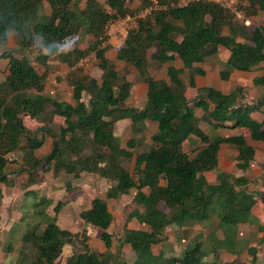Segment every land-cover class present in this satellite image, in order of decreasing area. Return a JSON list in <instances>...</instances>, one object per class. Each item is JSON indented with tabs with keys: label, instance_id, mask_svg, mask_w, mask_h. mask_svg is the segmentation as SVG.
I'll return each mask as SVG.
<instances>
[{
	"label": "trees",
	"instance_id": "1",
	"mask_svg": "<svg viewBox=\"0 0 264 264\" xmlns=\"http://www.w3.org/2000/svg\"><path fill=\"white\" fill-rule=\"evenodd\" d=\"M133 1L105 0L107 11L97 0H86L82 10L77 9L75 0H0V46L14 33L22 51L39 39V47L45 52L35 58L45 65L43 73L26 56L17 58L5 52L0 55L7 61V75L0 81V205L3 187L12 189L15 176H21L23 187L28 188L41 183L39 179L49 172L54 177L64 174L74 178L95 174L110 181V187L105 199H90L88 209L78 217L101 231L105 253L98 254L84 244L83 250L72 251L64 264H127L117 261L110 251L112 234L108 229L113 216L106 200L132 193L136 208L127 215V222L135 219L148 229H132L126 224L119 237L120 246L127 245L134 252L133 264H218L202 262L199 244L186 249L180 258L164 259L161 250L154 253L165 239L169 224L206 218L215 202L220 225L234 227L231 243L239 224H255L259 235L258 242L246 251L248 263L233 260L223 264H259L264 257V251H259L264 247V219L258 222L255 216L250 220V213L255 197L264 206V183L263 189L249 193L245 175L236 178L218 171L221 146L236 151L234 167L244 173L255 161L256 151L241 134L211 138L199 122L211 128H241L251 140L262 143L264 152V122L251 117L252 112L264 108V68L262 75L253 80L262 95L251 103L245 102L242 87L228 94L212 87L195 89V77L204 76L200 65L220 48L227 52L219 72L221 81H227L234 71L247 73L260 66L264 62V24L250 31L237 25L228 9L207 0L191 1L181 7H171L166 0H160L167 6L139 19L138 27L128 32L116 53V60L131 65L146 86L141 109L122 107L130 97L131 83L119 74L98 45L108 22L127 15L126 4ZM242 1L247 3L241 6L247 17L264 13V0ZM79 33L92 36L94 41L86 49L64 51L61 45L65 40ZM91 52L101 71L100 81L78 68ZM51 56L73 70L68 81L73 104L44 95L46 64ZM176 62L181 67L176 68ZM160 68L166 69L169 84L154 78ZM187 88L196 90L194 99L186 97ZM196 110L202 111L201 117L196 116ZM25 117L38 123L33 132L27 130ZM55 117L62 118V123L56 124ZM123 120L129 123L131 133L125 145L132 149L143 141L147 123L156 125L147 151L133 155L122 148L114 129ZM46 136L50 139L49 150L38 158L36 151ZM192 137L200 143L193 157L184 150ZM18 152L21 165L8 170L7 157ZM131 159L134 167L127 171L122 164ZM208 172L216 173L213 183L204 176ZM74 190L67 181L62 194L32 198L21 205L18 224L3 247L8 255L14 251L15 241L20 242L14 264H55L74 236L57 223L62 208L73 200ZM161 203L166 212L159 208ZM85 233L83 230L84 242ZM227 241L225 236L221 242Z\"/></svg>",
	"mask_w": 264,
	"mask_h": 264
},
{
	"label": "rangeland",
	"instance_id": "2",
	"mask_svg": "<svg viewBox=\"0 0 264 264\" xmlns=\"http://www.w3.org/2000/svg\"><path fill=\"white\" fill-rule=\"evenodd\" d=\"M85 1L86 0H75L77 9H84ZM141 1L142 0H135L131 3H127L126 7L129 11L127 15H142L146 17L150 15L152 10L164 9L167 4H169L171 7L178 5L181 6L186 0H166L167 4L160 2V0H146V3H142ZM97 2L107 11H109V9L106 7L105 0H97ZM241 5L247 6V3L242 1ZM243 11L246 14L245 9ZM246 19L250 22V25L247 27V29L250 31H253L257 26L264 24V14L261 12H258L256 15L249 16ZM234 22L237 25H243L242 22L237 18H234ZM106 32L108 34L106 37L109 38V36H111L112 41L116 43L115 45H120L124 41L123 37L126 34V30L118 25V23L109 26ZM93 41L94 40L92 36L79 33L65 40L63 50L68 51L73 48L86 49ZM110 45L106 49L107 58L110 60V62L115 64L119 74L127 78L131 83L130 98L122 104V107H134L136 109H141L145 104L146 99L145 86L142 83L137 71L131 65L117 62L115 59L114 49ZM3 52L10 53L17 58L26 56L31 59L30 64L32 62L35 69L39 73H43L45 70V65L41 64L37 59H35L41 53H45L39 47V39L36 41L34 46L26 51H22L19 45V38L14 33H11L8 42L0 46V55ZM226 57L227 52L220 48L217 54L205 59L202 64V68L205 69L206 74L200 82L214 84L225 93L233 90L235 87L242 86L244 88L243 93L245 99L250 103L256 102L262 95V89L252 86L251 83L254 77L262 74L264 62L260 64L259 69L250 72L249 74L235 72L229 77L227 81H225V83H222L219 80L218 73L223 67V62L225 61ZM46 65L47 76L45 80L44 95L49 96L57 101L73 104L71 87L68 83L73 70L69 69L65 64L60 63L55 56H51ZM96 65L97 62L95 55L93 52H91L87 58L79 63L78 68L85 75L100 81L101 71ZM6 75L7 61L0 58V81H3ZM157 79L158 81L165 83H168L169 81L165 76V70H159ZM258 91L260 93H258ZM194 96L195 89L190 88L186 93V97L188 100H192L194 99ZM196 116L201 117L202 111L196 110ZM251 117L264 122V110L258 109L252 112ZM54 121L56 124H61L63 119L55 117ZM24 124L29 132H33L36 127H38V123L29 117L24 118ZM199 125L200 128L211 138L216 136H233L239 134L245 136V138L248 137L247 133H245L243 129L237 127L211 128V126L204 121H200ZM155 128L156 126H154V124L148 123L147 130L144 132L143 141L138 147L134 149L126 148L125 145L126 141L131 137L130 126L126 120H124V122H117L114 132L116 136L119 137L122 148L128 149V151L134 155L135 153L137 154L147 151L151 143L150 136L154 133ZM192 139L193 140L191 144L189 142L184 144L186 152H188L191 157L195 154L194 150L200 147L199 141L195 138ZM49 147L50 139L46 136L44 138L43 146L36 151L37 157L44 156L48 152ZM255 151L256 159L259 161V153L256 148ZM20 156L21 153L19 152L9 156L10 159H8L7 165L8 170H14L19 167V165H21L22 161ZM234 156L235 153L230 148L223 146L220 152V164L225 168L234 166ZM122 166L125 170L132 171L134 167V160L131 159L124 161ZM221 172L227 173L222 170ZM242 174L243 172H238L236 176L240 177ZM244 175L249 180L247 187L249 193H254L263 189V165L256 164L254 168L250 169L248 173L245 172ZM13 180L16 183V189H8L7 187H3V199L0 205V264H14V260L17 257V249L20 247V242L16 240L13 244L14 251H11L8 253V255L6 251H3V247L7 239L10 237L12 231L18 224V220L16 219H18L20 214L17 200L16 202H12V200L17 199V195L20 194L17 189L22 178L21 176H15ZM39 181H41V184L34 185L33 191L27 192L26 195L22 197L21 194L18 196V199L20 197L19 200L22 201L23 206L31 201L32 198L35 199L41 196H50L60 190H63L67 181H69L72 185L74 184L73 187L78 185L77 187L75 186L76 188L71 195L73 200L62 208L57 221L61 229H68V231L74 236L67 241V244L63 247L62 254L55 261V264H64L65 258L71 252V250L79 252L83 250L84 244L88 245L90 250L95 251L98 254L105 253L104 244L100 240L101 231L89 225L85 226V224L79 219L78 215L82 210L88 209L90 199L94 197L105 199V192L110 187L111 182L102 179L95 174L85 173L78 178H74L64 174L54 177L52 172L45 174L42 179H39ZM39 187L42 188L36 189ZM132 195L133 193L121 196L117 200H106L108 209L113 216L112 224L108 229V232L112 234V246L110 251L113 254L112 256H116L115 259H117V261L126 262L127 264H133L136 260V256L127 245L122 247L120 246V242L118 240L119 237L122 236L124 226L127 224V227L136 229L145 227L144 225L141 226L135 219L127 222V215L136 208L135 204L132 202ZM255 199L256 204L250 213V220H254L255 216H257L259 222L261 219H264V206L261 204L258 197H255ZM159 208L164 212L167 211V208L163 203L159 204ZM218 208V203L215 202L211 209L206 213V218H201L199 220H186L180 224L176 222L169 224L164 232L165 239L159 246L154 248V253L157 254L158 251L161 250L162 257L164 259L180 258L186 249L194 248L197 244H199L200 251L203 253V263L216 262L218 264H223L233 260L236 262L248 263L249 256L246 251L249 247L255 245L259 238V235H257L256 231V225L246 224V226H239L238 231L236 230L238 238H236V244H233L231 242H233L232 229H234V227L229 225H220ZM225 227H231L229 228L231 230V232H229V236L225 230ZM236 228H238V226ZM83 230L86 231L85 242L83 241ZM225 236L228 237V241L223 244V242L220 241ZM259 251L263 252L264 247L260 248ZM258 263L264 264V257L260 258Z\"/></svg>",
	"mask_w": 264,
	"mask_h": 264
},
{
	"label": "crops",
	"instance_id": "3",
	"mask_svg": "<svg viewBox=\"0 0 264 264\" xmlns=\"http://www.w3.org/2000/svg\"><path fill=\"white\" fill-rule=\"evenodd\" d=\"M264 14V13H263ZM115 59H116V54H115ZM118 62V61H117ZM203 64V63H202ZM202 64L200 65V67H201V69L205 72V74H206V71H205V69H203L202 68ZM176 68H179V67H181V64L179 63V62H176V63H174L173 64ZM259 67L260 66H258L257 68H255L254 70H252L251 72H253V71H255V70H257V69H259ZM222 69V68H221ZM220 69V70H221ZM160 70H165V76H166V78L168 79V77H167V75H166V69L165 68H160ZM220 72V71H219ZM235 72H238V71H234L233 73H235ZM232 73V74H233ZM238 73H243L244 74V72H238ZM250 72H247V73H245V74H249ZM263 73V72H262ZM205 74H204V76H205ZM231 74V75H232ZM157 75H158V72L157 73H155L153 76H154V78L156 79V80H158L157 79ZM218 75H219V73H218ZM230 75V76H231ZM262 74H259L258 76H256V77H260ZM204 76H196L195 77V89H199V88H203V87H212V88H214V89H216V90H219V91H221L222 93H224V94H228L229 92H227V93H225V92H223L221 89H219L216 85H214V84H211V83H201L200 81H201V79L204 77ZM256 77H254V79L256 78ZM253 79V80H254ZM169 80V79H168ZM220 80V79H219ZM253 80H252V83H251V85L253 86ZM220 82H222V83H225V81H221L220 80ZM144 84V83H143ZM167 84H169V81H168V83ZM144 86H145V84H144ZM238 87H242V86H238ZM236 88V87H235ZM234 88V89H235ZM243 88V87H242ZM190 88H187V90H186V93L188 92V90H189ZM244 89V88H243ZM232 91V90H231ZM145 92H146V86H145ZM258 93H260L259 91H258ZM195 95H196V90H195ZM195 97V96H194ZM130 98V97H129ZM144 102V101H143ZM245 102H248L246 99H245ZM250 103V102H249ZM261 109H263L264 110V108H261ZM196 112V111H195ZM255 119V118H254ZM127 121V120H126ZM259 121V120H258ZM120 122H124V120L123 121H120ZM148 124V123H147ZM152 124H154V123H152ZM154 126H156L155 124H154ZM200 126V125H199ZM156 129V128H155ZM206 133V132H205ZM233 136H236V135H233ZM221 137H231V136H221ZM192 138H194V137H192ZM193 140V139H192ZM245 141H246V143L248 144V145H250V146H252L254 149L256 148L257 150H258V153H259V161L257 160V159H255V161L253 162V164H252V166L250 167V169H252V168H254L255 167V165L256 164H261V165H263L264 166V152H263V145H262V143H260V142H254L253 140H251V138L248 136V137H246L245 138ZM222 147L223 146H221V148H220V150H219V152H218V171H225V172H227L228 174H230V175H232V176H234V177H236L237 178V176H236V174L238 173V172H242V171H240V170H237L234 166H231V167H228V168H225L223 165H221L220 164V152H221V149H222ZM225 147H227V146H225ZM227 148H229V147H227ZM184 150H185V148H184ZM234 153H235V156H234V158L236 157V155H237V153H236V151L235 150H233V149H231ZM186 151V150H185ZM260 151V152H259ZM195 155V154H194ZM194 155H192V157L194 156ZM37 156V155H36ZM38 158H40V157H38ZM18 168V167H17ZM16 168V169H17ZM250 169L247 171V173L250 171ZM15 170V169H14ZM212 175V176H211ZM204 176H205V178H206V180L209 182V183H213L214 181H215V178H216V173L215 172H208V173H205L204 174ZM242 176H244V172H243V174L240 176V177H242ZM99 177V176H98ZM102 179H104V178H102ZM248 179V178H247ZM106 180V179H105ZM23 183H24V181L23 180H21L20 181V185H19V187H18V189H17V191L21 194V197L22 196H25L26 195V193L27 192H30V191H33V186L34 185H32V186H29L28 188H24L23 186ZM39 184H41V183H39ZM35 185H37V184H35ZM74 185V184H73ZM72 185V186H73ZM41 186V185H40ZM76 187L78 186V185H75ZM74 186V188H76ZM40 188H42V187H39V188H36V189H40ZM13 189H16L15 188V186L13 187ZM62 192H63V190H60V191H58L56 194L57 195H60V194H62ZM19 194V195H20ZM19 195H17V199H15V200H12V202H16V200H17V202H18V208H19V217H18V219H16V218H14V219H16V220H19V218H20V216H21V205H22V201H20L19 199H20V197H19V199H18V196ZM0 209H1V207H0ZM80 214V213H79ZM79 216V215H78ZM219 225V224H218ZM85 226H86V224H85ZM90 226V225H89ZM141 226H143V225H141ZM239 226H246V224H239L238 225V228H236V230L238 231V229H239ZM5 227V226H4ZM3 227V228H4ZM219 227H220V225H219ZM2 228V229H3ZM130 228V227H129ZM1 229V230H2ZM132 229H136V228H132ZM138 229H142V230H148L147 229V227L145 226L144 228H138ZM63 230H66V229H63ZM225 230H226V232L227 233H229V232H231V230L229 229V227H225ZM66 231H68V229L66 230ZM257 231V230H256ZM238 236V234H236V238H238L237 237ZM236 238L234 239V244H236ZM221 240V239H220ZM223 240V239H222ZM221 240V241H222ZM220 241V242H221ZM72 253V250H71V252L67 255V257L70 255ZM66 257V258H67ZM65 258V259H66Z\"/></svg>",
	"mask_w": 264,
	"mask_h": 264
},
{
	"label": "built area",
	"instance_id": "4",
	"mask_svg": "<svg viewBox=\"0 0 264 264\" xmlns=\"http://www.w3.org/2000/svg\"><path fill=\"white\" fill-rule=\"evenodd\" d=\"M191 1H195V0H186V1H184L183 5H181V6H186ZM207 1L216 3L218 5H221L224 8L228 9L229 12L235 18H237L239 21H241L245 27H248L250 25L249 20L246 19L247 18L246 14L241 9L242 3H240V1H238V0H207ZM181 6L178 5V6H173V7H181ZM155 10H159V9H155ZM152 11H154V10H152ZM142 18H144V16H142V15L136 16V15H130L129 14V15H125L123 17H118V18H115V19L109 21L105 27V34H104L103 38L101 39V42L98 45V48L105 50V54L107 57L106 49L112 43L110 46L113 47L114 52L116 54L119 51V49L122 47L124 41L120 45H115L116 43L114 41H112L111 36H109V38L106 37V36H108V34L106 32L108 27L118 23V25H120L122 28H124L126 30L125 35L127 36L129 31L134 30L138 27V20L142 19ZM125 35L123 37L124 40L126 38ZM7 159H10L9 156L7 157Z\"/></svg>",
	"mask_w": 264,
	"mask_h": 264
},
{
	"label": "clouds",
	"instance_id": "5",
	"mask_svg": "<svg viewBox=\"0 0 264 264\" xmlns=\"http://www.w3.org/2000/svg\"><path fill=\"white\" fill-rule=\"evenodd\" d=\"M61 47H63V45H61Z\"/></svg>",
	"mask_w": 264,
	"mask_h": 264
}]
</instances>
